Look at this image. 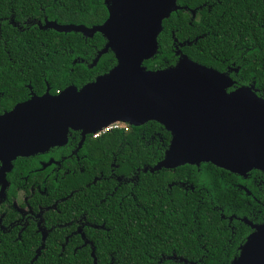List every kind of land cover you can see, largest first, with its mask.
Segmentation results:
<instances>
[{
  "label": "trees",
  "instance_id": "trees-1",
  "mask_svg": "<svg viewBox=\"0 0 264 264\" xmlns=\"http://www.w3.org/2000/svg\"><path fill=\"white\" fill-rule=\"evenodd\" d=\"M205 1L214 4L211 12L204 10L209 21L216 22V27L228 36L235 29L247 30V10L253 14L250 31L261 36L264 0H178V5L195 8ZM108 17L104 0H0V92H3L0 113L27 100L30 89L37 96L45 94L48 88L52 95H57L70 86L82 88L108 73L117 64L112 51L92 66L106 45L102 34L87 39L80 33L44 29L53 21L62 25L99 26ZM232 17L243 23L239 21L236 27ZM188 22L184 10L164 21L158 37V53L144 63L145 67L152 71L165 70L176 66L187 53L196 63L228 73L232 81L229 92L246 87L238 82L239 78L244 79V85L249 81L246 64L242 65L239 76H232L222 65V60L232 54L227 35L200 39L191 48H185V53L184 43L176 45L192 29ZM75 57L85 59L86 63L78 58L74 60ZM90 139L91 161L85 171L66 175L55 189L50 181L49 196L42 198L53 202L75 191L61 207L65 215L62 221L86 213L88 222L101 226L107 206L100 203L106 183L102 175L109 174L106 169L109 161L119 159L120 172L126 176H131L132 169L140 166L135 173L134 191L140 208L131 210L125 223L131 235H116L107 242L101 229L87 227L82 234L69 236L71 229L62 228L52 231L41 242L33 227L22 233L21 238L16 231L1 233L0 264H107L105 258L109 262L110 254L119 260L114 264H182L159 262L163 255L172 254L184 257L190 264H231L253 232L252 226L264 224L262 171L253 170L248 176L240 177L211 163H202L199 168L185 165L174 172L158 169L171 134L157 122L140 127L130 125L129 132L114 130L99 138L92 135ZM32 161L21 157L14 162L12 172L7 175L10 186L0 205L16 197L20 190L29 191L39 179L36 172L44 167L29 172L35 167ZM155 161H158L156 165H145ZM249 176L251 184L247 185L242 181ZM95 178L98 180L94 183ZM126 206L134 207V202L131 200Z\"/></svg>",
  "mask_w": 264,
  "mask_h": 264
},
{
  "label": "water",
  "instance_id": "water-1",
  "mask_svg": "<svg viewBox=\"0 0 264 264\" xmlns=\"http://www.w3.org/2000/svg\"><path fill=\"white\" fill-rule=\"evenodd\" d=\"M104 4L109 17L102 25L53 21L44 27L87 39L102 34L106 45L92 66L109 51L117 64L82 88L70 86L57 95L48 88L42 96L33 94L0 114V203L18 158L66 145L70 130L93 135L116 123L140 127L157 122L170 132V145L158 169L211 163L242 177L253 170L264 173V99L252 88L229 92L228 73L187 56L165 70L152 71L144 65L158 53L164 20L183 9L178 0H104ZM252 228L231 264H264V224Z\"/></svg>",
  "mask_w": 264,
  "mask_h": 264
},
{
  "label": "flooded vegetation",
  "instance_id": "flooded-vegetation-1",
  "mask_svg": "<svg viewBox=\"0 0 264 264\" xmlns=\"http://www.w3.org/2000/svg\"><path fill=\"white\" fill-rule=\"evenodd\" d=\"M213 7L214 4H209L206 1L195 8H190L188 6L182 7L183 9L181 10L187 12L189 17L188 23L192 27V29L187 31V36L183 41L176 42L177 46L182 45V43L185 44L182 49L183 52L185 48H191L200 39H205L206 37L210 38L211 36H219L221 38L223 34L228 36L227 33H224L216 27V22L211 23L209 21V15L206 14V11L204 10H207V13H209L212 11ZM252 16L253 14L251 15V11L247 10L245 17L247 25L246 31L235 29L236 31L229 34V46L231 47L230 51H232V54L230 55V58L222 60V65L225 67V71L229 72L232 76H239L242 65L246 64L247 68H249V81L246 85H244V79L239 78L238 82L242 84V86L252 88V90L259 97L264 99V19L260 21V36L255 31H250L252 30ZM219 19L220 18H218V20ZM239 21H241L239 18L232 17L231 22H233V25L236 27L238 26ZM241 22L243 23V21ZM225 32H228V29H225ZM185 54L189 56L187 53ZM76 58L78 57H75L74 60ZM78 60L81 63H86L85 59L81 57H79ZM0 93L3 95V92ZM32 93L33 91L30 89L29 98L27 100L35 94ZM8 111H4L0 114H4ZM90 136L92 135H84L82 130H70L66 145L51 148L44 154H36L30 157H25L32 158V162L35 165V167L29 172H32L33 170L35 171L41 166L44 168L43 171L36 172L39 173L38 176L40 177L32 183L29 187V191L26 192L20 190L18 191L16 197L11 195L12 200L8 198V200L0 205V234L16 231L18 233V237L21 238L22 233H25L27 229L33 227L35 233L40 236L41 242H45V240L49 238L52 231L62 228L71 229L72 232L69 236L82 234L87 227H89V229H101L104 231L103 236L107 242L113 240L116 235H131V230L125 223L126 216L131 214V210L136 211L140 208V204L136 202L134 192L137 184L135 183V173L140 166L132 169L131 176H126L124 173L120 172L121 162L119 159L113 158L109 161L106 168L109 174L105 177L102 175V179H104L106 183L103 186V199L100 203L107 204V206L104 211V220L101 226L90 222V220L88 222L86 213H83L69 221H62V218H64L65 215L63 214L61 207L75 191H72L67 196L59 197L53 202L52 200H45L42 198L49 196L48 184L50 181H52L50 184L51 188L55 189L57 188L55 185L60 184V179H63L69 174L75 175L77 172H84L85 168L89 166V162L91 161L89 156V145L92 144ZM156 163H158V161H155L154 164L145 165H156ZM175 170L176 169L168 171L174 172ZM44 172L45 174L41 176ZM240 177L239 180L241 182L242 180ZM97 180L98 178H95L94 183ZM242 182L250 185L251 177L249 176L248 179H245ZM167 186L170 187V184H167ZM180 186L183 185L180 184ZM8 189L9 187L7 190ZM165 190L167 191V189ZM20 193H22V195H20ZM185 193H187L186 190ZM19 197H21L22 201H19ZM131 200L134 202V207L128 208L126 203ZM16 201H19L20 206L18 208L14 206ZM10 211H12V213H10ZM5 222H8V224H5ZM78 232L79 234H77ZM69 236H67V239H69ZM89 242L90 244L93 243L90 240ZM108 258L109 262L108 259L105 258L107 264L119 262L118 258L114 257L112 254H110ZM166 261L190 264L187 259L176 254L169 256L163 255L159 260L160 263Z\"/></svg>",
  "mask_w": 264,
  "mask_h": 264
},
{
  "label": "built area",
  "instance_id": "built-area-1",
  "mask_svg": "<svg viewBox=\"0 0 264 264\" xmlns=\"http://www.w3.org/2000/svg\"><path fill=\"white\" fill-rule=\"evenodd\" d=\"M114 130H124L125 132H129L130 131V125L126 124V123H116V124H112L110 126H108L107 128H104L100 131H98L96 134H93L94 138H99L102 135L114 131Z\"/></svg>",
  "mask_w": 264,
  "mask_h": 264
},
{
  "label": "rangeland",
  "instance_id": "rangeland-1",
  "mask_svg": "<svg viewBox=\"0 0 264 264\" xmlns=\"http://www.w3.org/2000/svg\"><path fill=\"white\" fill-rule=\"evenodd\" d=\"M20 195H22V193H20ZM19 201H22V199H21V197H19ZM19 201H16V203L14 204V206L16 207V208H18L20 205H19ZM23 212H25V211H23Z\"/></svg>",
  "mask_w": 264,
  "mask_h": 264
}]
</instances>
